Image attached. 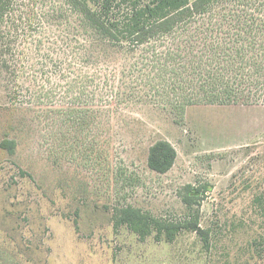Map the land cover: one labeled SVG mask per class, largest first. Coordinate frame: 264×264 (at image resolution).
I'll list each match as a JSON object with an SVG mask.
<instances>
[{"label":"rangeland","instance_id":"rangeland-1","mask_svg":"<svg viewBox=\"0 0 264 264\" xmlns=\"http://www.w3.org/2000/svg\"><path fill=\"white\" fill-rule=\"evenodd\" d=\"M215 11L246 12L253 27L255 49L237 60L255 86L248 103L177 108L183 93L139 49L120 63L146 70L73 103L90 89L72 93L55 57L19 39L17 60L0 62V264H264V0H221ZM160 140L176 152L166 174L147 167ZM187 185L201 191L190 211ZM128 207L165 225L197 222L206 237L181 228L171 242L142 239L117 224Z\"/></svg>","mask_w":264,"mask_h":264},{"label":"trees","instance_id":"trees-1","mask_svg":"<svg viewBox=\"0 0 264 264\" xmlns=\"http://www.w3.org/2000/svg\"><path fill=\"white\" fill-rule=\"evenodd\" d=\"M220 1L0 0V62L6 65L7 57L12 61L18 58L22 53L19 39L31 55L39 56L41 52L46 59L55 57L57 72L71 78L72 93L76 85L90 89L88 93L81 89L72 97V102L78 104L84 103V97L95 99L98 92L115 94L119 75L123 77L127 72L133 78L149 66L153 72L159 71L158 77L168 80L171 76L168 90L183 93L175 100L177 108L201 103H248L255 97L250 87L255 86L244 64L237 60L244 58L246 49H255L256 37L247 13L220 14L215 11ZM261 26L264 35V24ZM183 48L189 51L187 63ZM138 49L149 66L139 70L137 64L127 67L120 63L123 54L133 57ZM253 65L257 67L256 63ZM255 85L259 88V83ZM1 147H6V143H1ZM175 159L174 148L160 140L148 149L147 167L157 174H166ZM206 191L209 188L203 193ZM200 197L201 191L192 185L180 194L189 211L199 205ZM118 213L117 224L127 226L142 239L155 232L157 239L164 237L171 242L181 228L206 237L197 222L165 225L131 207Z\"/></svg>","mask_w":264,"mask_h":264}]
</instances>
